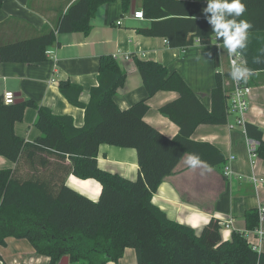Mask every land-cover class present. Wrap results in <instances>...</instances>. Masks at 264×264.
Wrapping results in <instances>:
<instances>
[{"label":"trees","instance_id":"trees-1","mask_svg":"<svg viewBox=\"0 0 264 264\" xmlns=\"http://www.w3.org/2000/svg\"><path fill=\"white\" fill-rule=\"evenodd\" d=\"M114 0H75L62 13L52 29L33 37L0 45V61L35 64L47 60L46 49L57 35L81 31L88 34L90 18L103 3ZM124 12L132 0H120ZM146 25L136 28L145 36L165 37L170 47H188L195 41L208 44L215 33L206 18L197 14L201 2L195 0H140ZM245 13L237 18L248 21V46L243 52L252 72L264 70V0H242ZM216 39V37H215ZM219 41V40H218ZM222 42V41H219ZM260 56L261 63L254 58ZM147 98L157 91H175L178 97L159 107V112L178 126L168 137L144 120L149 109L146 99L121 109L113 94L124 71L111 55H101L97 84L89 90L87 103L80 101L82 86L60 80L58 88L66 100L84 109V123L77 127L67 114H54L46 105L31 98L6 104L0 95V156L16 163L0 168V246L8 237L25 238L37 253L57 264L67 256L70 262L107 264L133 248L137 264H264V253L252 249L243 234L232 231L224 240L218 219L211 218L200 232L166 216L151 202V196L184 153L199 156L205 164L222 169L226 159L215 145L195 141L191 134L199 124L226 122L225 93L221 76L210 92L207 108L177 73L152 59H135ZM26 107L36 109L35 126L40 135L26 141L14 125L22 120ZM248 137L257 141V154L264 158L263 131L245 121ZM136 150L139 175L130 180L102 170L96 157L100 144ZM48 157L56 160L46 177L22 175L20 159L29 165L46 167ZM48 165V166H49ZM71 173L92 178L101 185L96 201L64 184ZM52 183V184H51ZM247 229L258 224V210L245 213Z\"/></svg>","mask_w":264,"mask_h":264},{"label":"crops","instance_id":"crops-1","mask_svg":"<svg viewBox=\"0 0 264 264\" xmlns=\"http://www.w3.org/2000/svg\"><path fill=\"white\" fill-rule=\"evenodd\" d=\"M74 1L0 0V45L52 29L58 17ZM195 1L201 2L197 17L210 16L203 12L207 0ZM140 5V0H132L124 12L120 0L100 4L90 18L88 34L81 31L58 34L56 42L46 49L45 61L35 64L0 61V95L3 97L4 92L12 91L19 94L21 99L31 98L39 105L48 106L54 114L70 115L74 125L80 127L84 123V109L70 104L64 98L58 88L59 81L68 79L81 85L80 101L87 103L91 86L97 84L99 57L116 54L117 57L113 58L124 71V78L117 86L113 99L121 109L147 98L142 77L135 65L137 58L158 61L170 72H177L209 108L210 92L216 85L215 74L219 72L221 76L224 93L232 82L228 53L223 42L213 37L208 44L195 41L188 47H170L165 37L142 35L136 28L146 25L149 20L134 17V11H141ZM244 82L251 89L245 121L258 125L263 131L264 140V70L252 72ZM177 97L175 91L160 90L146 99L149 109L144 120L168 137L177 134L178 126L158 109ZM35 118L36 109L26 107L22 120L14 125L16 134L26 141L39 136L40 131L34 124ZM246 137V130L240 125L229 128L226 122L199 124L191 138L215 145L226 160L234 155L235 159L230 161L233 174L225 177L222 169L204 162L193 168L185 162L189 153H184L172 171L162 178L151 196V202L164 211L168 218L187 224L196 232L211 218L226 222L228 226L219 223L224 240L230 239L232 231L239 232L248 243L259 245V253H264V237L259 240L253 232L258 224L250 230L246 228L245 222L248 210H258L264 206V158L257 156L253 164L250 162ZM52 158L48 157L52 166L48 164L46 167L37 163L29 165L25 159H20L19 169L15 173L46 177L56 163ZM96 162L100 169L130 180L139 175L137 154L133 148L100 144ZM15 167L16 163L0 156V168ZM252 177L263 181L253 182ZM64 184L93 201L98 199L101 190L100 183L94 179H81L71 173L64 177ZM261 228L264 232V221ZM0 259L2 264H49V257L37 253L25 238L8 237L6 244L0 246ZM77 263L81 264L68 259L66 264ZM107 264H137L134 249L126 247L121 258Z\"/></svg>","mask_w":264,"mask_h":264},{"label":"clouds","instance_id":"clouds-1","mask_svg":"<svg viewBox=\"0 0 264 264\" xmlns=\"http://www.w3.org/2000/svg\"><path fill=\"white\" fill-rule=\"evenodd\" d=\"M246 11L242 0H207V6L203 12L210 14L207 22L212 26L216 40L222 41L229 57L242 55L248 46L249 32L252 25L246 20H238ZM264 55V49L259 50ZM199 58V57H198ZM255 63H261V57L254 58ZM252 74V70L247 67V61L237 62L231 60L230 76L233 81L239 83L246 81ZM186 164L195 168L201 166L203 162L198 155L189 153Z\"/></svg>","mask_w":264,"mask_h":264},{"label":"built area","instance_id":"built-area-1","mask_svg":"<svg viewBox=\"0 0 264 264\" xmlns=\"http://www.w3.org/2000/svg\"><path fill=\"white\" fill-rule=\"evenodd\" d=\"M134 17L143 19L144 15L142 11H134ZM117 23H120L118 21ZM47 55V53H46ZM112 57L116 58L117 55L113 54ZM127 58V56H126ZM236 60L237 62L243 61V56H232L231 58L228 55V69L230 73L231 68V60ZM250 86L247 85L244 81L239 83L232 80L230 88L225 92V108H226V124L229 128H234L236 125H240L244 128L245 131V113L248 110L249 105V96H250ZM16 98L15 94L12 91H6L3 94V101L6 104L12 103ZM233 118V121L231 120ZM247 151L250 158V162L253 164L254 159L258 156L257 147L258 143L255 139L246 137ZM235 156H229L228 160H226L225 164L222 166V174L225 177H230L233 174V169L230 161L234 160ZM253 182H262L261 178L252 177ZM264 221V206H260L258 208V226L254 229V233L256 234V238L261 240L264 237V232L261 228V224ZM221 225L228 226V223H224L223 221L219 222ZM250 246L253 250L258 251L259 245L256 243H250ZM0 264H2V260L0 259ZM63 264V263H58Z\"/></svg>","mask_w":264,"mask_h":264},{"label":"water","instance_id":"water-1","mask_svg":"<svg viewBox=\"0 0 264 264\" xmlns=\"http://www.w3.org/2000/svg\"><path fill=\"white\" fill-rule=\"evenodd\" d=\"M131 12L133 13V8H131ZM16 96V101H21L22 99L19 97V94H15ZM68 262V257L67 256H63L60 260L59 263H63L66 264Z\"/></svg>","mask_w":264,"mask_h":264},{"label":"rangeland","instance_id":"rangeland-1","mask_svg":"<svg viewBox=\"0 0 264 264\" xmlns=\"http://www.w3.org/2000/svg\"><path fill=\"white\" fill-rule=\"evenodd\" d=\"M198 232H200V231H198ZM11 248H12V246H10ZM11 251V250H10ZM78 264V263H77Z\"/></svg>","mask_w":264,"mask_h":264}]
</instances>
